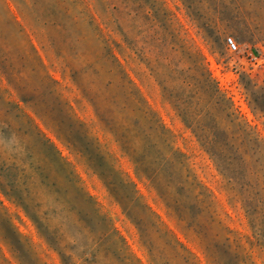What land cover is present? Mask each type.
<instances>
[{"label":"rangeland","instance_id":"rangeland-1","mask_svg":"<svg viewBox=\"0 0 264 264\" xmlns=\"http://www.w3.org/2000/svg\"><path fill=\"white\" fill-rule=\"evenodd\" d=\"M0 264H264V0H0Z\"/></svg>","mask_w":264,"mask_h":264},{"label":"clouds","instance_id":"clouds-1","mask_svg":"<svg viewBox=\"0 0 264 264\" xmlns=\"http://www.w3.org/2000/svg\"><path fill=\"white\" fill-rule=\"evenodd\" d=\"M29 104L36 108L38 113L48 115L51 118L61 123L64 134L74 141H79L81 144L87 146V142L83 139L78 127L68 118V105L49 84H40L32 98L27 100ZM74 130V131H72ZM40 138V137H39ZM47 149H51V153H55L53 146L49 145L46 140L40 138ZM90 157V164L100 172L109 182L110 168L106 164L102 156L96 154L95 150L88 152ZM58 159V156L56 157ZM113 183L118 181V177L112 176Z\"/></svg>","mask_w":264,"mask_h":264},{"label":"built area","instance_id":"built-area-1","mask_svg":"<svg viewBox=\"0 0 264 264\" xmlns=\"http://www.w3.org/2000/svg\"><path fill=\"white\" fill-rule=\"evenodd\" d=\"M225 45H226V48L228 51L233 52V51L237 50L236 44L231 37H226Z\"/></svg>","mask_w":264,"mask_h":264}]
</instances>
